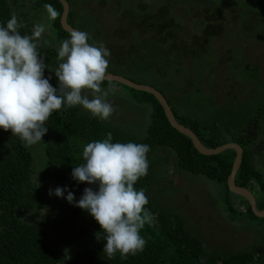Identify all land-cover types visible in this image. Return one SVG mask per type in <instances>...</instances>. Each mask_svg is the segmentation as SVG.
Instances as JSON below:
<instances>
[{
  "label": "trees",
  "instance_id": "16d2710c",
  "mask_svg": "<svg viewBox=\"0 0 264 264\" xmlns=\"http://www.w3.org/2000/svg\"><path fill=\"white\" fill-rule=\"evenodd\" d=\"M66 1L69 5L67 23L81 31V23L75 21L71 7L78 0ZM105 1L96 0V7L99 8ZM45 4L52 5L60 15L61 4L58 0H0V26H6L11 14L15 12L18 22L23 24L19 29L21 35H30L34 19L45 11ZM115 6L107 9L113 16L117 13ZM177 6L185 11L182 12L183 17L188 12L192 14L193 18L188 19L187 23L195 27L197 32L182 33ZM116 20L118 23L111 31L117 34V38H126L132 34L138 36L124 49L112 42L123 51L121 62H126L128 49L142 44L150 47L152 52L166 55L168 58L163 63L165 66L179 62L183 64L184 59L188 58L196 65L193 67L194 75L199 76L213 77L212 67L228 61L226 56L229 50L226 56L224 53L206 56L210 40L219 35L225 26H230V30L235 26L236 30L251 37L253 41L264 43V0H134V7H128ZM50 29L55 45L51 38L50 41L44 38L38 51L48 68L45 69V78L50 76L49 82L53 87H58L57 78L50 70L60 62L57 60L58 45L68 39L70 33L61 28L59 16L50 21ZM90 36L88 43L99 46L95 43L94 34ZM164 44L168 45L165 50ZM110 56L108 59H111ZM203 60L205 64L208 60L207 69ZM228 66L223 75L240 85L245 78L244 69L249 64L243 59L242 66L233 63ZM252 66L254 73L261 69L254 62ZM174 70L179 74L181 66H175ZM263 75L260 74L261 80H255L258 85L257 94L241 89V94L245 92L242 99L237 95L221 99L213 97L209 88L206 89L209 95L202 96L200 83H193L188 74L184 82L186 85L189 83L193 92H189L187 98L198 109L194 114L199 116H192L187 111L176 112L166 95L154 87L166 99L176 121L188 127L204 146L215 147L225 142H234L240 146L241 160L233 182L253 194L257 209L264 208ZM108 83L139 93L136 101L150 102L149 120L141 135L122 131L99 118L79 113L74 107H62L46 121L45 127L48 130L39 142L41 157L36 158L34 163L29 147H25L10 130L5 132L0 128V264H264V239L241 249L212 248L189 229L177 213L156 204L148 190L153 179L150 164L147 174L134 187L145 192L149 201L145 207L152 213L154 220L141 230L140 234L146 241L143 251L136 255L130 254L127 259H120L119 253L109 259L103 253L106 241L103 238L98 240L96 235L102 231L100 225L86 210L67 202V191L64 197L54 194L46 197L45 183L49 184L53 193L57 187L72 191L75 201L81 198L86 187L98 190L96 185L73 180L71 173L75 166L83 163V148L90 142L102 141L111 132L113 143L149 145V160L154 159L153 155L156 154L151 155L154 150L166 149L173 154L174 166L179 170L201 175L222 186V204L229 214L242 213L239 206H243L244 211L253 215L246 200L230 192L226 185V177L234 158L233 149L227 148L216 154H200L186 135L170 126L152 94L113 80H105L102 85ZM230 195L236 199L233 200ZM258 219L264 221V217Z\"/></svg>",
  "mask_w": 264,
  "mask_h": 264
},
{
  "label": "clouds",
  "instance_id": "9594fccd",
  "mask_svg": "<svg viewBox=\"0 0 264 264\" xmlns=\"http://www.w3.org/2000/svg\"><path fill=\"white\" fill-rule=\"evenodd\" d=\"M44 9L49 21L59 16L52 5L45 4ZM21 27L15 12L6 26H0V128L30 147L42 141L46 121L62 107L81 106L92 117L108 120L115 109L107 97L116 92L113 84L101 87L107 79L109 50L89 44L87 32L72 31L57 49L60 62L50 71L58 87H53L51 77L45 78L47 65L38 51L45 25L35 24L30 35H21ZM112 141L109 132L102 141L88 143L83 163L71 173L73 180L96 185L98 190L86 187L78 201L67 188L57 187L54 193L50 189L49 195L64 197L67 191V202L86 210L100 225L102 231L96 235L106 241L103 253L109 259L119 253L123 260L143 251L146 241L141 230L154 220L145 207L149 202L145 192L134 187L147 174L150 146Z\"/></svg>",
  "mask_w": 264,
  "mask_h": 264
},
{
  "label": "rangeland",
  "instance_id": "374dc122",
  "mask_svg": "<svg viewBox=\"0 0 264 264\" xmlns=\"http://www.w3.org/2000/svg\"><path fill=\"white\" fill-rule=\"evenodd\" d=\"M112 5H116L115 11L117 13L114 15L116 18L111 15L113 14L111 11H107ZM71 7L74 11L73 17L75 21L79 24L81 23L80 30L89 34V40L90 34H94L95 43L99 46L102 44L109 50L111 59H108L109 66L107 73L122 75L134 82L151 85L161 90L170 100L171 106H174L173 108L176 112L187 111L192 116H199L194 114L198 109L187 98V94L193 92L189 83L186 85L184 82L188 74H190L193 83L197 85L200 83L203 89L202 96L209 95L211 92L213 97L221 99L236 95L242 99L245 92L241 94V89L242 91L245 89L248 93L253 91V95L258 93V85L255 80H261L260 74L264 73V43L253 41L251 37L236 30L235 26H233L232 30L228 28L230 26H225L223 31L213 37L207 46L208 51L206 56L210 54V57L213 53L216 56L224 53L226 56V51L229 50V55L226 56V60L228 61L222 64L219 63V66L212 67L211 73L213 77L207 75L199 76L198 74L194 75L195 69L193 67H196V65L188 58L184 59L183 64L179 62V64L165 66L163 63L168 58L166 55L152 52L150 47L143 46L142 44L133 46L137 40L132 44L133 47L128 49V55L125 53L126 62H121L123 51L119 50L116 45L118 44L120 49H124L134 39H138V36L132 34L126 38H117V34L115 32L112 33L111 28L116 27L118 23L116 19L120 17L122 12H126L128 7H134V0H108L106 3L102 2L99 8L96 7V0H78ZM176 11L178 16L181 17L179 24L182 33L197 32L195 27H190L187 23L188 19L193 18L192 14L188 12L183 17L182 12L185 11L181 6H177ZM38 23H43L46 27L44 38L48 41L51 38L55 45V38L50 29V21L48 20L46 11L40 12L35 17L34 25ZM145 32L147 33L148 30ZM112 42H115L116 45ZM166 48H168V45L164 44L163 49L165 50ZM173 50L177 51L176 49ZM241 51L242 56L239 55ZM243 59H245V62L249 66L247 69H244L245 78L238 85L233 83L230 77H225L223 71L229 67L228 64L230 63L242 66ZM252 62L260 66L259 72L256 71L254 73L252 71ZM206 64H208V60ZM206 64L203 60V65L207 69ZM178 65L181 66L179 74L174 70V67ZM160 66L161 68H158ZM205 77L208 80H212V82L208 83ZM202 82H204L203 85L201 84ZM109 84L111 83L101 85V87L107 89ZM115 87L116 92L107 97V100L113 105L115 111L108 120H103L104 123L117 126L122 131L128 133L141 135L149 120L151 111L150 102L136 101L139 93L118 84H115ZM207 88L210 89L209 93H207ZM89 98L91 99L90 95ZM74 108L79 113L90 115L81 106ZM201 115L203 118V114ZM29 149L35 163V159L41 157L39 142L30 146ZM151 155H153L154 159H147L153 169V179L150 181L151 184L148 189L152 200L159 206L177 213L186 222L189 229L197 233L206 244L212 248L231 250L246 248L264 239L263 220H259L258 217L252 215L250 212L244 211L245 208H240L242 213L239 212L232 215L229 214V211H226L224 204H222L221 185L201 175L179 170L174 166L173 154L171 155L166 149L159 148L156 152L154 150ZM37 169L39 170V165H37ZM50 189L52 190L49 184L45 183L44 190L46 197L50 196ZM230 197L233 200L236 199L235 196L230 195ZM19 216L24 218L23 215Z\"/></svg>",
  "mask_w": 264,
  "mask_h": 264
},
{
  "label": "water",
  "instance_id": "95a60500",
  "mask_svg": "<svg viewBox=\"0 0 264 264\" xmlns=\"http://www.w3.org/2000/svg\"><path fill=\"white\" fill-rule=\"evenodd\" d=\"M58 1L61 4V12L59 15V24L61 28L69 33H71L74 30H77L76 28L70 26L67 23L66 15L69 9V5L67 1L66 0H58ZM106 80H113L125 86H128L130 88L141 90V91H146L152 94L154 98L157 100V102L160 104L163 110L164 116L166 120L168 121V123L170 124V126L173 127L175 130H177L179 133L186 135L190 139L191 144L194 147V149L200 154H204V155L216 154L227 148L233 149L234 158L231 163L230 171L226 177L227 188L230 192L235 193L243 197L246 200L253 215H255L256 217H264V208L263 209L256 208L253 194L245 187L238 186L234 184L233 182L234 173L236 172L238 165L240 163V160H241L242 151L238 144L234 142H225L215 147H206L198 140L196 135L188 127L176 121L169 105L167 104L166 99L157 89L147 84H141V83L134 82L122 75H117V74H112V73H107ZM241 208H243V206H241Z\"/></svg>",
  "mask_w": 264,
  "mask_h": 264
}]
</instances>
